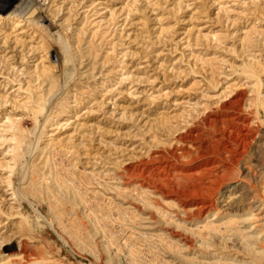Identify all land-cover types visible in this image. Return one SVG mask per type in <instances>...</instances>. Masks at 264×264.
Wrapping results in <instances>:
<instances>
[{
  "label": "rangeland",
  "instance_id": "1",
  "mask_svg": "<svg viewBox=\"0 0 264 264\" xmlns=\"http://www.w3.org/2000/svg\"><path fill=\"white\" fill-rule=\"evenodd\" d=\"M28 1L0 0V264H264V0Z\"/></svg>",
  "mask_w": 264,
  "mask_h": 264
},
{
  "label": "bare ground",
  "instance_id": "2",
  "mask_svg": "<svg viewBox=\"0 0 264 264\" xmlns=\"http://www.w3.org/2000/svg\"><path fill=\"white\" fill-rule=\"evenodd\" d=\"M37 8L36 7V4L33 0H29L27 3H26V6L22 7L20 9V11L18 12V17H26V16H32L35 11H37ZM37 18L38 20H41V17L40 16H37L35 17ZM44 20V19H42ZM39 22V21H38ZM49 52L52 54V56H54L56 58L57 61H59V63H61L62 61V58L64 57V54H63V57L61 58V54H59L58 50L55 48V47H52ZM64 59V58H63ZM61 67V66H60ZM62 68V67H61ZM59 68V69H61ZM62 71V70H61ZM72 264V263H71ZM77 264V263H76Z\"/></svg>",
  "mask_w": 264,
  "mask_h": 264
}]
</instances>
